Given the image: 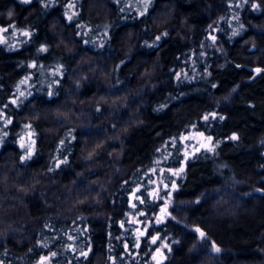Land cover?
<instances>
[{
    "label": "trees",
    "instance_id": "obj_1",
    "mask_svg": "<svg viewBox=\"0 0 264 264\" xmlns=\"http://www.w3.org/2000/svg\"><path fill=\"white\" fill-rule=\"evenodd\" d=\"M236 3L0 0L2 264H264V0ZM151 168L164 202L133 209Z\"/></svg>",
    "mask_w": 264,
    "mask_h": 264
},
{
    "label": "snow or ice",
    "instance_id": "obj_2",
    "mask_svg": "<svg viewBox=\"0 0 264 264\" xmlns=\"http://www.w3.org/2000/svg\"><path fill=\"white\" fill-rule=\"evenodd\" d=\"M23 3H29L30 0H22ZM243 5H247L248 7L250 8H254V9H258L259 8V5H256V4H253V3H249V0H240V3H236V4H229V8L231 7H235V8H240L241 6ZM75 6V3H70L68 4V8H73ZM144 10L147 11V4L144 5ZM73 15H76V13H73ZM9 16H11V13H9ZM73 16L72 15H69L68 16V19L69 20H72ZM235 19H239L238 16L235 17ZM225 23H228L227 19H225ZM210 29H211V32L209 33V39H211L213 42L216 40V36L213 34L215 33L216 29L215 28H212V26H209ZM12 30L14 31L15 30V27L12 26ZM0 31H3V32H8L9 31V28H3V29H0ZM237 33L236 32H233V35H236ZM23 36H28L29 33L28 32H23L22 33ZM162 35H167V33H163ZM157 40L160 39V37H156ZM3 41H0V43H2ZM39 51L41 52H46L47 49L46 48H41L39 49ZM191 54H189V57H190ZM198 58H202V54L200 55V57ZM29 67L31 68H37V65L36 64H31L29 65ZM255 71L257 73L261 72L262 70L260 68H256ZM173 76H175L176 80L177 81H182V79H187V73H183V76L181 73L179 72H173ZM31 79V77H26L25 79L21 80L20 81V85H27L28 84V81ZM28 95H31V93L29 92ZM48 95H52V93H48ZM21 97H25V91H21L20 90V86L18 85L17 88H16V95H15V98H13L10 103L12 105H16L17 104V100H19ZM8 105H3L2 107H0V119H3L4 120V124H3V127H6L7 125L11 124L12 123V120L10 118H5L4 117V109L7 108ZM163 107V105H161V108ZM211 118L212 119H215L216 116L215 114L213 113L211 115ZM203 119L205 121H208L210 119L209 116H204ZM222 119V117H221ZM26 128H31V125H26L25 126ZM5 135H7V133L5 132L4 133ZM70 135V134H69ZM200 136H203L204 134L203 133H199ZM233 139H235V137H232ZM180 141H181V144L183 141L185 140H190V139H194V137H191V136H181L179 137ZM207 139L209 141H211V137H207ZM61 144H63V141H61ZM21 147H24V144L21 143ZM169 148H176V138H173L171 141L167 142L164 146V149L161 150V149H158V151H166L168 150ZM198 150V149H197ZM209 151L211 150L210 148L208 149ZM177 151H179L177 149ZM31 155V151L29 150L28 152V157H30ZM166 159V158H165ZM67 161H58L57 162V165L56 166H59L60 163H66ZM159 163V162H157ZM181 171H183V169H181ZM145 172L148 173V179L144 182V185L143 186H136L134 189L133 188H129L128 191L130 193V199L131 201H133L131 204H130V207L135 209L137 208L138 205H144L145 204V201L146 200H157V201H160V202H164V197L163 196H159L157 195L156 193L158 192V188L154 187L153 189H149L148 185L149 184H152V185H155V181L152 179V176L156 174V168H151L150 170L149 169H145ZM174 175V173H173ZM125 184H128L129 182L128 181H125L124 182ZM173 187H175V185H173ZM164 188V196H168L169 195V192L167 190V185H164L163 186ZM157 208H159V204H156L155 205ZM166 208H167V204L165 202V207L164 208H159V211L161 213H164L166 211ZM137 215L138 216H143L144 215V212L143 210L141 209L140 211L137 212ZM155 222L156 223H159L160 220L159 218H156L155 219ZM129 224H133V223H144L145 225V231L147 230V220L145 221H128ZM124 225L121 224V227H123ZM46 227H51L50 225H46ZM77 231H79V229H77ZM136 231L142 236L144 235L143 232L140 231L139 228H136ZM196 232L199 233L200 237L201 238H204L205 237V233L202 232L200 229H196L195 230ZM68 239L71 240L72 237L71 236H68ZM157 239L158 237L156 236H152L151 239H150V242L152 244H156L157 242ZM46 246V245H45ZM134 247L138 246V242L137 244H134L133 245ZM126 247V246H125ZM164 247L166 248L167 245H164ZM215 251H219V248H214ZM31 251V250H30ZM6 255V253L4 254ZM57 253L56 252H53V251H50V253L44 257H41L40 260H39V264H47L48 261H50L52 258L56 257ZM81 255L83 256H87V253L86 252H81ZM153 259H155V257H153ZM0 264H2V262H0Z\"/></svg>",
    "mask_w": 264,
    "mask_h": 264
},
{
    "label": "rangeland",
    "instance_id": "obj_3",
    "mask_svg": "<svg viewBox=\"0 0 264 264\" xmlns=\"http://www.w3.org/2000/svg\"><path fill=\"white\" fill-rule=\"evenodd\" d=\"M48 2L50 1H53V0H46ZM132 4H138V2H133ZM24 31H18L17 29L12 31V37H20V36H23L22 33ZM2 32H0V35H1ZM16 38V39H17ZM188 136H191V137H194V139H190V140H185L183 141V144H184V147L187 151V155H190V154H193L194 152L202 149V148H206L209 144V140L203 135V136H200L199 134H190ZM198 149V150H197Z\"/></svg>",
    "mask_w": 264,
    "mask_h": 264
},
{
    "label": "water",
    "instance_id": "obj_4",
    "mask_svg": "<svg viewBox=\"0 0 264 264\" xmlns=\"http://www.w3.org/2000/svg\"><path fill=\"white\" fill-rule=\"evenodd\" d=\"M214 248H219L218 246H214ZM213 251L216 253V254H219L220 253V251H221V249L219 248V251L217 252V251H215L214 249H213Z\"/></svg>",
    "mask_w": 264,
    "mask_h": 264
}]
</instances>
